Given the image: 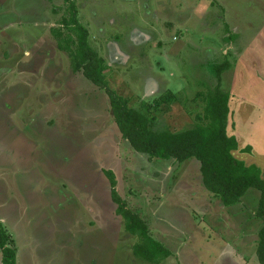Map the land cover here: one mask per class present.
<instances>
[{
	"label": "rangeland",
	"instance_id": "obj_1",
	"mask_svg": "<svg viewBox=\"0 0 264 264\" xmlns=\"http://www.w3.org/2000/svg\"><path fill=\"white\" fill-rule=\"evenodd\" d=\"M221 1L226 9L213 0H74L91 46L109 65L110 88L155 117L154 130L199 125L206 103L197 94L219 84L216 64L230 63L220 84L230 95L228 134L252 150L234 155L264 176V36L244 66L225 16L243 30L253 13ZM0 7V221L17 264H150L133 255L137 238L116 214L105 170L170 250L159 264H259L261 191L226 207L204 187L196 159L133 150L105 90L71 70L51 34L64 0H0ZM168 91L174 97L166 104Z\"/></svg>",
	"mask_w": 264,
	"mask_h": 264
},
{
	"label": "trees",
	"instance_id": "obj_2",
	"mask_svg": "<svg viewBox=\"0 0 264 264\" xmlns=\"http://www.w3.org/2000/svg\"><path fill=\"white\" fill-rule=\"evenodd\" d=\"M64 1L67 3L66 13L59 26L51 29L57 47L68 54L73 72H81L91 83L105 90L115 124L133 150L148 155L150 159L179 163L196 159L200 162L204 187L226 207L239 203L250 189L261 191L257 217L263 225L258 233L256 254L259 264H264V177L258 165H247L234 155L235 151L250 154L252 150L250 147L241 149L237 138L228 134L230 95L222 90L220 84L223 73L231 67L230 63L216 64L219 84L208 93L197 94L204 97L206 103L199 125L178 132L154 130L155 117L150 118L145 112L134 109L126 97L110 88L106 76L109 65L91 46L89 30L80 22L74 0ZM173 97L174 93L168 91L162 95V102L169 104ZM144 107L150 109V105ZM104 174L110 182L111 198L117 206L116 214L123 219L125 231L137 238L132 246L133 255L150 264H159L169 258L170 250L150 235L148 224L117 192L115 173L105 170ZM10 244V235L0 222L2 264H17V252Z\"/></svg>",
	"mask_w": 264,
	"mask_h": 264
},
{
	"label": "crops",
	"instance_id": "obj_3",
	"mask_svg": "<svg viewBox=\"0 0 264 264\" xmlns=\"http://www.w3.org/2000/svg\"><path fill=\"white\" fill-rule=\"evenodd\" d=\"M235 1L238 2L241 6H248L249 9L246 11H251L253 13L252 15H248L246 13V15L248 16L247 19L243 17L242 19L243 30H241L240 28H235L231 25L233 21H231V19L229 18V12L227 13V16H225L226 17L225 22L228 24L229 26L228 31L231 34L229 36L232 37L230 39V42L238 43V45H240L238 49L242 53V56H241L243 60L242 64L246 66L249 55L255 49V46H256L255 40L260 38L261 36H264V0H235ZM213 2L216 3L218 6H221V7L224 6V8L226 9L225 7L226 2L225 4L221 0H213ZM0 10H1V7H0ZM251 31L253 34L250 36L249 34ZM1 47H3V45H1ZM25 55H27L26 51H25ZM0 59H5V52L2 53V50H0ZM25 63L26 62H24V64ZM0 260L2 262L1 253H0Z\"/></svg>",
	"mask_w": 264,
	"mask_h": 264
}]
</instances>
